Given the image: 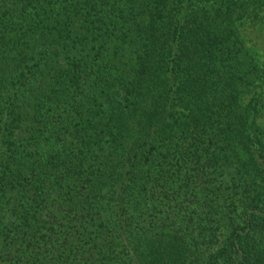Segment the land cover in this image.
<instances>
[{"label": "trees", "instance_id": "1", "mask_svg": "<svg viewBox=\"0 0 264 264\" xmlns=\"http://www.w3.org/2000/svg\"><path fill=\"white\" fill-rule=\"evenodd\" d=\"M264 0H0V264H264Z\"/></svg>", "mask_w": 264, "mask_h": 264}, {"label": "rangeland", "instance_id": "2", "mask_svg": "<svg viewBox=\"0 0 264 264\" xmlns=\"http://www.w3.org/2000/svg\"><path fill=\"white\" fill-rule=\"evenodd\" d=\"M241 35L244 38L245 44L258 49L264 59V24H245ZM259 122L264 126V111Z\"/></svg>", "mask_w": 264, "mask_h": 264}]
</instances>
